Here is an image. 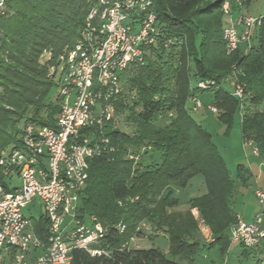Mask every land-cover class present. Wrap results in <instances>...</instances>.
<instances>
[{"label":"trees","instance_id":"obj_1","mask_svg":"<svg viewBox=\"0 0 264 264\" xmlns=\"http://www.w3.org/2000/svg\"><path fill=\"white\" fill-rule=\"evenodd\" d=\"M0 1L1 154L19 145L25 124L54 125L59 97L58 92L52 97L57 77L49 69L57 67L59 55L79 37L87 0ZM224 1L152 0L158 20L181 41L152 49L143 64L121 76L123 88L113 101L114 111L133 130L127 133L106 123L112 151L89 160L78 209L82 222L106 228L104 237L91 244L104 253L74 248L70 264H181L174 257L190 261L201 249L196 240L200 222L209 229L212 245L223 251L229 246V227L237 220L233 179L211 133L192 116L196 110L190 97L210 99L200 108L207 111L208 104L216 103L215 114L226 127L237 112L242 142L255 147L264 163V5L247 50L239 52L237 47L226 53L221 33ZM227 1L232 9L235 3ZM191 77L196 82L212 80L214 86L200 89L191 84ZM230 80L243 87L241 103L223 87ZM245 171L238 164L236 176L242 182ZM197 174L205 192L179 209L174 188ZM144 222L167 236L166 253L128 246ZM32 224L45 242L46 217L39 214ZM119 225L124 226L121 231ZM237 246L248 255V248ZM251 264L264 261L258 258Z\"/></svg>","mask_w":264,"mask_h":264},{"label":"built area","instance_id":"obj_2","mask_svg":"<svg viewBox=\"0 0 264 264\" xmlns=\"http://www.w3.org/2000/svg\"><path fill=\"white\" fill-rule=\"evenodd\" d=\"M229 9L225 0L223 13ZM258 25V15L243 13L224 24L221 33L226 53L240 43L249 44ZM180 41L158 20L152 0H87L79 37L59 55L57 67L50 72L57 77L59 97L54 125L25 124L19 145L0 154V264H70L74 248L91 255L103 252L91 244L104 237L106 228L78 218L88 162L112 151L105 125L109 122L116 127L113 101L122 91V74L143 64L152 49L176 46ZM229 83L231 95L241 103L246 96L242 85L234 80ZM196 86L208 89L214 82L198 80ZM190 101L193 110L203 105L197 96ZM206 108L216 112L212 104ZM251 147L256 156L257 149ZM11 175L20 179L19 185L4 180ZM253 195L262 207L264 188L255 186ZM33 202L48 221L45 242L34 233V217L24 213ZM259 222L258 213L250 220L237 216L229 227V240L256 248L264 241ZM118 228L121 231L124 226Z\"/></svg>","mask_w":264,"mask_h":264},{"label":"rangeland","instance_id":"obj_3","mask_svg":"<svg viewBox=\"0 0 264 264\" xmlns=\"http://www.w3.org/2000/svg\"><path fill=\"white\" fill-rule=\"evenodd\" d=\"M235 6L229 9L227 14H223V22L227 24L231 19L239 13L257 16L262 13L264 0H233ZM233 3V4H234ZM251 43V42H250ZM249 43V44H250ZM249 44L240 43L238 45L239 52H245ZM46 52V51H45ZM44 53V52H43ZM47 53V52H46ZM51 67L49 71L51 72ZM227 77L226 79H228ZM190 82L192 85L195 84V78L191 77ZM223 87L232 90L229 82H224ZM57 93V89H52V97ZM202 104L210 101V99L198 95ZM213 106L217 107L216 103H212ZM189 106V102H188ZM192 116L199 121V123L211 133L212 140L220 152L225 166L233 179L234 187V210L237 214H240L243 220H250V218L258 213L260 215L259 225L264 229V205L261 207L257 202L256 198L252 194V189L255 186L254 180L250 179L245 171L243 174L246 177L245 182H242L236 176V169L238 164L247 166L252 163L254 166V172L256 173L258 159L252 152L251 145L242 142L240 120L238 113H234L231 117V124L226 125L218 119V116L206 109H197L191 112ZM115 116V125L124 132L130 133L133 130V125L127 123L123 116ZM261 170V169H260ZM255 178H257L255 176ZM254 178V179H255ZM4 180H8L10 185H19L20 179L15 176H5ZM260 185L264 183V171H260ZM205 192V186L203 178L200 174L194 175L187 181L183 187L174 188V196L178 200V208L184 209L186 202L196 196H199ZM33 207H27L24 210L26 215L31 217H37L41 212L39 204L33 202ZM195 218L197 214L194 213ZM202 223H198L199 233L196 236V240L200 241V250L193 256L189 261L181 257H174V260L181 264H251L255 259L261 258L264 261V241H261L256 248L249 249L248 255L241 254L242 247L234 250L235 254L232 253L231 248L225 249L224 251L219 248V245H212V238L202 228ZM140 233L134 235L128 242V246L131 248H150L155 247L160 251L166 253L168 251V238L161 231L155 230L149 223L144 222L140 226ZM212 245V246H211ZM97 249H99L97 247ZM101 250V249H99ZM261 253L262 255L258 256ZM167 256H169L167 254ZM170 257V256H169Z\"/></svg>","mask_w":264,"mask_h":264},{"label":"crops","instance_id":"obj_4","mask_svg":"<svg viewBox=\"0 0 264 264\" xmlns=\"http://www.w3.org/2000/svg\"><path fill=\"white\" fill-rule=\"evenodd\" d=\"M263 162H261L260 160L258 161V164H256L257 165V169H256V173L254 172V166H255V164L253 165L252 163H249L247 166H244V168L247 170V175H248V177L250 178V179H253L254 180V183H255V186H258V187H261V188H264V183H262L261 185H260V180H259V178H260V171L261 170H263L264 171V168L262 167V164ZM261 169V170H260ZM255 176L257 177V178H255ZM255 178V179H254ZM254 186V187H255ZM252 192H253V189H252ZM253 194V193H252ZM194 213H196L197 214V212H195L194 211ZM236 215L237 216H240V214H237V212H236ZM255 215V214H254ZM253 215V216H254ZM252 216V217H253ZM241 217V216H240ZM251 217V218H252ZM242 218V217H241ZM250 218V219H251ZM202 228H204V230L206 231V233L207 234H209L210 235V232H209V229L203 224L202 225ZM238 244L237 243H234V242H230V244H229V246H228V248L230 249L231 248V251L233 250V252L232 253H234L235 254V252H234V250H236V249H238L239 247L237 246ZM260 255H262L261 253H259L258 254V256H260Z\"/></svg>","mask_w":264,"mask_h":264}]
</instances>
